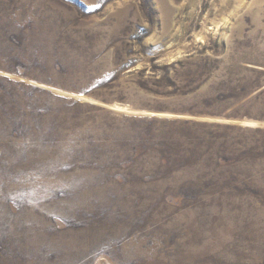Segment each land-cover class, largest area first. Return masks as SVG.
I'll return each mask as SVG.
<instances>
[{"label": "rangeland", "instance_id": "1", "mask_svg": "<svg viewBox=\"0 0 264 264\" xmlns=\"http://www.w3.org/2000/svg\"><path fill=\"white\" fill-rule=\"evenodd\" d=\"M0 264H264V0H0Z\"/></svg>", "mask_w": 264, "mask_h": 264}]
</instances>
